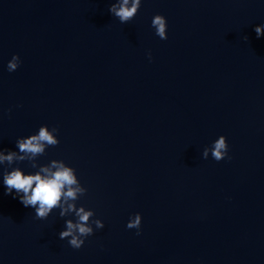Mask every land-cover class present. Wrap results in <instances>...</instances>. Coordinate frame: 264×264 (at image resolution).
Wrapping results in <instances>:
<instances>
[{
    "label": "water",
    "instance_id": "95a60500",
    "mask_svg": "<svg viewBox=\"0 0 264 264\" xmlns=\"http://www.w3.org/2000/svg\"><path fill=\"white\" fill-rule=\"evenodd\" d=\"M116 2L0 0V151L60 141L0 165V264H264V0H141L126 24ZM220 136L231 160L204 159ZM53 160L104 224L79 250L59 239L74 214L38 220L3 184Z\"/></svg>",
    "mask_w": 264,
    "mask_h": 264
},
{
    "label": "clouds",
    "instance_id": "9594fccd",
    "mask_svg": "<svg viewBox=\"0 0 264 264\" xmlns=\"http://www.w3.org/2000/svg\"><path fill=\"white\" fill-rule=\"evenodd\" d=\"M140 6L141 0H117L116 3L111 4L109 12L121 24H126L134 19ZM151 26L161 40H167V21L164 16H154ZM254 31L257 38L264 36V25L256 26ZM244 40L247 41L248 37L244 36ZM149 60H151L150 53ZM20 63L19 56L14 55L7 65L8 71L15 72ZM58 131L59 129L56 127L49 130L47 126H41L38 134L18 139L16 141L18 152L0 151V165L7 164L11 168L14 163L33 161L35 157L45 153L46 147H55L60 143L57 139ZM209 153L217 162L226 158L231 160V157L228 156L226 137L220 136L211 147L205 148L203 158L207 159ZM30 164L32 168L37 167L35 163ZM3 184L7 189L6 194H12L14 191L16 195L13 198L19 197L20 203L25 207L35 209V218L38 220H47L55 209H59L61 218L74 214L75 222L71 219L66 220V230L59 233V239L67 240L73 249L82 248L86 238L94 234L92 225H95L96 229L104 228L101 220L92 219L95 215L93 211L86 210L84 207L77 208L76 201L86 194L87 189L80 184L75 169L67 166L63 161L53 160L49 167H41L36 174L26 175L18 167L13 168L10 172L5 170ZM141 223L142 217L137 213L130 218L126 227L136 229V234L140 235Z\"/></svg>",
    "mask_w": 264,
    "mask_h": 264
}]
</instances>
